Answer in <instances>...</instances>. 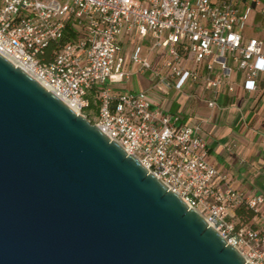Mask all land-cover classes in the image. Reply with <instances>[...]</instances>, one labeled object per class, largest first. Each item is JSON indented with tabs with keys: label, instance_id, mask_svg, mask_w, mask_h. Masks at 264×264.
<instances>
[{
	"label": "built area",
	"instance_id": "built-area-1",
	"mask_svg": "<svg viewBox=\"0 0 264 264\" xmlns=\"http://www.w3.org/2000/svg\"><path fill=\"white\" fill-rule=\"evenodd\" d=\"M259 38H244L248 16ZM131 44L135 73L152 87L181 91L199 82L217 89L243 75L247 93L264 74V0H0V55L95 125L196 210L250 264H264L260 232L229 213L264 198L233 189L207 160L200 126L163 111L149 90H121L132 74L121 38ZM144 42L149 52L143 55ZM53 44L51 59L41 60ZM93 105V108H92ZM209 108L216 100L207 102ZM91 123V122H90ZM92 124V123H91Z\"/></svg>",
	"mask_w": 264,
	"mask_h": 264
},
{
	"label": "water",
	"instance_id": "water-1",
	"mask_svg": "<svg viewBox=\"0 0 264 264\" xmlns=\"http://www.w3.org/2000/svg\"><path fill=\"white\" fill-rule=\"evenodd\" d=\"M0 264H250L82 115L0 55Z\"/></svg>",
	"mask_w": 264,
	"mask_h": 264
},
{
	"label": "crops",
	"instance_id": "crops-1",
	"mask_svg": "<svg viewBox=\"0 0 264 264\" xmlns=\"http://www.w3.org/2000/svg\"><path fill=\"white\" fill-rule=\"evenodd\" d=\"M259 31L263 35V30ZM121 47L132 72L125 84H120L121 90H149L154 106L178 114L185 125H199L207 144V160L225 176L227 184L248 197L264 198V74L258 82L260 90L252 93L244 90L243 75L239 72L232 76V91L227 89V82L217 89L199 82L186 85L181 91H164L152 87L148 73L140 78L133 72L129 62L131 44L126 35L121 38ZM148 47L144 42L143 55H153ZM212 99L216 106L209 108L207 102ZM229 218L238 222L235 210ZM249 224L260 232L264 247V204Z\"/></svg>",
	"mask_w": 264,
	"mask_h": 264
},
{
	"label": "trees",
	"instance_id": "trees-1",
	"mask_svg": "<svg viewBox=\"0 0 264 264\" xmlns=\"http://www.w3.org/2000/svg\"><path fill=\"white\" fill-rule=\"evenodd\" d=\"M53 48V44H50L47 49L45 50L44 54L41 55V60L43 62H47L49 59H51V50ZM93 107V105H92ZM235 214L238 218L239 224H249L252 218L256 215L255 212L249 208L246 207L245 204H242L238 206L235 209Z\"/></svg>",
	"mask_w": 264,
	"mask_h": 264
},
{
	"label": "rangeland",
	"instance_id": "rangeland-1",
	"mask_svg": "<svg viewBox=\"0 0 264 264\" xmlns=\"http://www.w3.org/2000/svg\"><path fill=\"white\" fill-rule=\"evenodd\" d=\"M258 23H259V18H255L254 17V13H251L248 18L247 21L245 23V27L243 30V36L244 38H259L262 34L260 33L259 29H258ZM146 73H138L137 75L140 76V78L145 77ZM127 80H124V82H122L123 84H125ZM93 108V107H92ZM96 121V115L95 113L90 117V122L92 124H94V122Z\"/></svg>",
	"mask_w": 264,
	"mask_h": 264
}]
</instances>
